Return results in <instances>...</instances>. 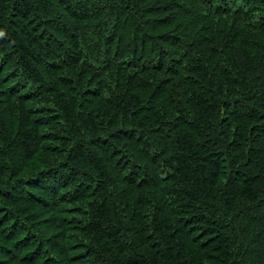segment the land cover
Segmentation results:
<instances>
[{
    "label": "trees",
    "instance_id": "1",
    "mask_svg": "<svg viewBox=\"0 0 264 264\" xmlns=\"http://www.w3.org/2000/svg\"><path fill=\"white\" fill-rule=\"evenodd\" d=\"M0 264H264V0H0Z\"/></svg>",
    "mask_w": 264,
    "mask_h": 264
}]
</instances>
